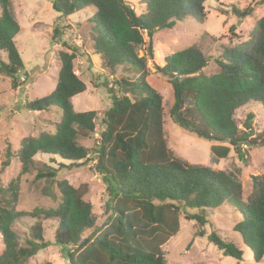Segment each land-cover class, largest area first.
<instances>
[{
  "label": "trees",
  "instance_id": "16d2710c",
  "mask_svg": "<svg viewBox=\"0 0 264 264\" xmlns=\"http://www.w3.org/2000/svg\"><path fill=\"white\" fill-rule=\"evenodd\" d=\"M207 1L215 0H144L145 11L137 15L126 0H48L60 17L91 8L96 53L103 56L108 69L126 65L138 78L117 80L116 88L108 89L111 103L102 118L103 131L98 144L89 151L77 139L94 132L96 114L74 110L71 99L85 86L73 71L75 54L59 53L60 68L52 93L24 103V109L31 112L55 109L59 120L52 133L21 140L16 156L21 165L19 176L29 171L36 155L58 157L71 165L82 166L90 161L91 170L106 187L107 218L101 228L95 226L92 206L84 199L86 185L75 188L66 180L55 181V172L39 171L35 180L53 181L60 203L56 208H35L31 212L15 211L10 203L0 206V264H26L49 246L41 225L31 228L25 246L20 244L14 224L23 218L57 220L53 245L63 251L68 264H166L161 248L178 231L177 214L182 212L187 221L196 223V237H204L202 228L209 214L223 204L243 214L233 231L254 261L262 260L264 174L252 177L253 192L243 202L242 186L230 175L176 157L165 139L162 97L146 81L153 35L185 18L201 22ZM262 4L264 0L255 3ZM229 12L241 21L251 16L253 5L243 9L230 6ZM19 32L12 0H0V53L5 56V62L0 60V75L9 79L14 90L22 85L19 73L24 68L14 43ZM59 36L60 30L55 28L52 39ZM143 46L145 57H139L137 50ZM207 63L196 46L164 58L157 73L172 89L173 104L168 115L180 129L211 143L209 150L216 158H227L233 149L246 163L243 146H264V130L249 139L252 135L238 129L234 113L252 102L264 110V17L254 23L245 41L223 49L216 60L217 73L204 75ZM11 157L7 150L0 174L9 167ZM0 192L10 193V201L16 202L15 183L0 188ZM88 231L93 232L82 238ZM208 241L223 256L236 264L241 262L242 251L233 243L214 232Z\"/></svg>",
  "mask_w": 264,
  "mask_h": 264
},
{
  "label": "rangeland",
  "instance_id": "374dc122",
  "mask_svg": "<svg viewBox=\"0 0 264 264\" xmlns=\"http://www.w3.org/2000/svg\"><path fill=\"white\" fill-rule=\"evenodd\" d=\"M258 1L260 0L205 2V17L201 22L189 17L169 30L156 32L151 41L152 59L146 60V81L162 97L163 128L167 147L176 157L189 164L206 166L230 175L242 186L243 202L253 192L252 177L264 174V146H243L247 153L246 163L238 159L233 149L227 158H216L209 150L211 143L180 129L172 122L168 115L173 104L172 89L157 72L163 67L165 57L196 46L208 61L203 74L217 73L219 68L216 60L223 49L245 41L254 23L264 17V4L255 5ZM126 2L135 14L144 13V0ZM248 5H253V12L241 21L229 12L230 6L243 9ZM12 7L20 26L14 43L24 68L19 73L22 85L16 90L11 88L7 77L0 75V164L6 160L7 150L14 156L11 157L9 167L0 174V188L4 190L9 184L15 183L18 196L13 203L10 201V193L0 192V206L10 203L15 211L23 212H31L35 208H56L60 199L53 181L35 180L39 171L55 172V181L66 180L75 188L86 185L84 199L92 206L95 226L101 228L107 218L104 210L106 187L101 177L91 170L92 162L87 161L82 166L71 165V162L58 157L36 155L29 171L19 176L21 165L16 156L21 140L37 137L44 132L52 133L59 120V113L55 109L31 112L24 109V103L51 94L57 83L60 68L59 53H74L73 71L83 82L85 90L71 99L73 108L76 112L93 111L96 114L94 132L85 138L77 139L79 145L90 151L99 142L103 131L102 118L110 107L108 89L116 88L117 80L135 81L138 75L126 65H119L114 70L108 69L103 56L96 53L92 36L94 23L91 21L94 11L91 8L70 17H60L53 11L48 0H12ZM55 28H59L60 36L54 41L52 34ZM230 28H233L232 32ZM143 39L147 44L148 38L145 34ZM137 54L139 57H145L144 46L137 50ZM0 60L5 62L3 53H0ZM234 120L239 130L252 135L249 139L255 138L264 130V110L257 103L252 102L236 110ZM242 217L240 211L223 204L209 214L208 223L202 228L205 236L196 237V223L187 221L183 213L179 212L176 216L178 231L161 248L166 264H236L234 259L223 256L222 252L208 241L212 232L242 251L239 264H264V256L260 262H255L250 250L233 231V227ZM37 225H41L43 239L49 246L28 259L26 264H68L63 251L53 245L57 220L23 218L17 221L14 228L20 235V244L25 246V241L30 238L31 228ZM92 232H85L82 238L89 237ZM2 250L0 238V253Z\"/></svg>",
  "mask_w": 264,
  "mask_h": 264
}]
</instances>
